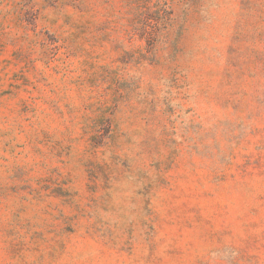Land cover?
<instances>
[{"label":"rangeland","instance_id":"obj_1","mask_svg":"<svg viewBox=\"0 0 264 264\" xmlns=\"http://www.w3.org/2000/svg\"><path fill=\"white\" fill-rule=\"evenodd\" d=\"M0 264H264V0H0Z\"/></svg>","mask_w":264,"mask_h":264},{"label":"trees","instance_id":"obj_2","mask_svg":"<svg viewBox=\"0 0 264 264\" xmlns=\"http://www.w3.org/2000/svg\"><path fill=\"white\" fill-rule=\"evenodd\" d=\"M167 15H168V13L166 11V5H165V3H163V6H161V19H162V21L166 20Z\"/></svg>","mask_w":264,"mask_h":264}]
</instances>
